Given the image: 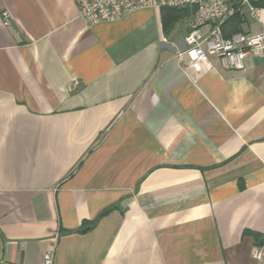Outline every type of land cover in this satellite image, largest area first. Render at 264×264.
<instances>
[{"label": "crops", "instance_id": "obj_1", "mask_svg": "<svg viewBox=\"0 0 264 264\" xmlns=\"http://www.w3.org/2000/svg\"><path fill=\"white\" fill-rule=\"evenodd\" d=\"M253 5L225 36L264 32ZM190 16L0 0V264H264V57L193 71Z\"/></svg>", "mask_w": 264, "mask_h": 264}, {"label": "built area", "instance_id": "obj_2", "mask_svg": "<svg viewBox=\"0 0 264 264\" xmlns=\"http://www.w3.org/2000/svg\"><path fill=\"white\" fill-rule=\"evenodd\" d=\"M79 7L80 17L88 26L102 22L120 20L137 10L156 9L162 6L184 8L190 6L194 12L187 22L188 31L184 38V49L177 58L195 72L212 70L209 56H217L226 67L244 69V60L251 54L264 57V32L247 34L236 32L223 34L222 25L235 13L248 7L251 15L256 14L253 0H74ZM5 24H9L8 14ZM209 26L207 34L203 28ZM254 257H264V244L254 250ZM43 264H53V254H46Z\"/></svg>", "mask_w": 264, "mask_h": 264}, {"label": "trees", "instance_id": "obj_3", "mask_svg": "<svg viewBox=\"0 0 264 264\" xmlns=\"http://www.w3.org/2000/svg\"><path fill=\"white\" fill-rule=\"evenodd\" d=\"M162 10V15L164 18V24L166 26V28L168 29L169 27H171L172 25H174L175 23H177L178 21L190 16L193 12H194V8L187 6L184 8H175V7H170V6H162L161 7ZM239 15V12L235 13L232 17H230L223 25H222V29L224 28L226 23H229V21H231V19L237 17ZM231 35V34H230ZM110 209H106L104 210L99 217L103 216L104 214H106ZM96 220L91 222V223H87L84 222V224L82 225V227H80V229H78L79 232H86L89 229H91L94 224H95ZM246 233H251L254 235L255 240L257 242V244L259 246L264 244V237L261 234H257V233H253V232H249L246 231Z\"/></svg>", "mask_w": 264, "mask_h": 264}, {"label": "rangeland", "instance_id": "obj_4", "mask_svg": "<svg viewBox=\"0 0 264 264\" xmlns=\"http://www.w3.org/2000/svg\"><path fill=\"white\" fill-rule=\"evenodd\" d=\"M185 24H183V26H184ZM172 27H174V25L172 26ZM181 28H184V27H181ZM181 30V29H180ZM170 30H169V28H168V32H169Z\"/></svg>", "mask_w": 264, "mask_h": 264}]
</instances>
